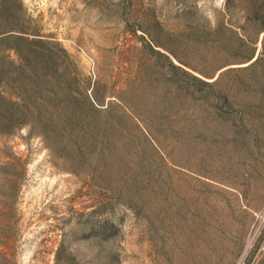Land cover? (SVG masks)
Returning a JSON list of instances; mask_svg holds the SVG:
<instances>
[{"label":"rangeland","instance_id":"obj_1","mask_svg":"<svg viewBox=\"0 0 264 264\" xmlns=\"http://www.w3.org/2000/svg\"><path fill=\"white\" fill-rule=\"evenodd\" d=\"M0 96V264H264V0H0Z\"/></svg>","mask_w":264,"mask_h":264},{"label":"trees","instance_id":"obj_2","mask_svg":"<svg viewBox=\"0 0 264 264\" xmlns=\"http://www.w3.org/2000/svg\"><path fill=\"white\" fill-rule=\"evenodd\" d=\"M21 39H25L24 37H20ZM255 58V54H253L252 56H251V58L249 59V61H252L253 59ZM257 60H259V57H257L256 59H255V61H257ZM0 99L1 100H3V101H6V102H8L9 104H12V105H14L15 104V101H12L11 99H7L6 97H4V96H0ZM8 100V101H7ZM11 116V115H10ZM10 116H8V114L6 115V120H7V122H10L11 120H10V118H12V117H10Z\"/></svg>","mask_w":264,"mask_h":264}]
</instances>
